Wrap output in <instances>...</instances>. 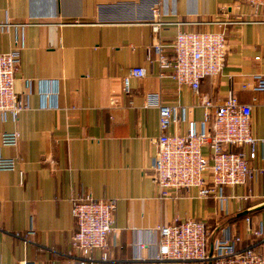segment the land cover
I'll return each instance as SVG.
<instances>
[{
  "label": "crops",
  "instance_id": "crops-1",
  "mask_svg": "<svg viewBox=\"0 0 264 264\" xmlns=\"http://www.w3.org/2000/svg\"><path fill=\"white\" fill-rule=\"evenodd\" d=\"M0 20L9 23L0 52L15 41L21 47L13 86L27 94L28 106L16 121L0 114V157L15 163L0 169V264H78L70 201L83 193L116 201L109 264H156L157 227L175 219L204 221L208 249L228 228L241 237L240 248L264 254V92L254 89V78L264 75V7L243 0H0ZM219 30L227 43L221 72L204 78L198 94L177 88L153 45L159 40L170 56L179 31ZM136 66L145 76L130 77L125 94L123 79ZM230 91L251 106L250 130L259 139L248 159L251 177L222 187V200L219 192L199 198L194 189L159 199L151 179L159 111L146 106L147 95L185 109V119L177 111L167 130L185 134L203 129L205 101L221 104ZM12 132L16 143L4 144Z\"/></svg>",
  "mask_w": 264,
  "mask_h": 264
},
{
  "label": "built area",
  "instance_id": "built-area-1",
  "mask_svg": "<svg viewBox=\"0 0 264 264\" xmlns=\"http://www.w3.org/2000/svg\"><path fill=\"white\" fill-rule=\"evenodd\" d=\"M255 9L264 7V0H243ZM8 21L0 20V31L8 26ZM161 22L153 23L154 33H158ZM7 52H0V114H10L14 121L27 109V94L14 90L15 74L19 65L21 47L17 41ZM158 40L153 45L161 67L170 68V76L177 88L188 86L199 93L201 81L218 75L225 61L227 43L223 30L215 32L179 31L171 44L172 54L167 56ZM260 59V57H256ZM145 76L143 67H131L123 79V92L130 93L129 78ZM255 90L264 92V75L255 78ZM111 105L116 101L111 99ZM147 107L159 111L160 135L155 140L156 150L151 162V179L158 191V198H176L179 191L196 190L199 198H207L219 192L222 187L234 188L244 185L252 175L248 159L255 157V146L259 139L250 130L251 106L240 104L230 91L223 103L213 105L205 101L203 129L189 130L185 134L168 133V127L177 111L185 119V109L161 102L158 93L148 94ZM212 107H214L212 111ZM18 133H4V144H15ZM202 147L210 149L209 155L202 153ZM247 147L249 150H235ZM12 159L0 157L1 170H13ZM260 169L259 172H263ZM115 199H97L83 193L70 201V215L75 221L71 245L80 253L78 264H109L111 250L108 237L113 231ZM247 229L251 230L250 219L246 218ZM220 237L212 244L208 226L202 220L175 219L171 223L157 227V238L153 243L152 259L156 264L174 261L178 264H264V254L252 247H239L241 237L221 228ZM254 235L262 234V229L252 230ZM94 251L100 252L97 259ZM30 264V263H28Z\"/></svg>",
  "mask_w": 264,
  "mask_h": 264
},
{
  "label": "water",
  "instance_id": "water-1",
  "mask_svg": "<svg viewBox=\"0 0 264 264\" xmlns=\"http://www.w3.org/2000/svg\"><path fill=\"white\" fill-rule=\"evenodd\" d=\"M212 253V246L209 248V254L211 255Z\"/></svg>",
  "mask_w": 264,
  "mask_h": 264
}]
</instances>
